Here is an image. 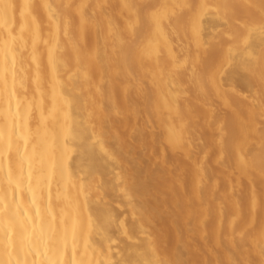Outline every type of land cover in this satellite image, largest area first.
I'll list each match as a JSON object with an SVG mask.
<instances>
[{
    "label": "bare ground",
    "instance_id": "6f19581e",
    "mask_svg": "<svg viewBox=\"0 0 264 264\" xmlns=\"http://www.w3.org/2000/svg\"><path fill=\"white\" fill-rule=\"evenodd\" d=\"M0 264H264V0H0Z\"/></svg>",
    "mask_w": 264,
    "mask_h": 264
},
{
    "label": "rangeland",
    "instance_id": "374dc122",
    "mask_svg": "<svg viewBox=\"0 0 264 264\" xmlns=\"http://www.w3.org/2000/svg\"><path fill=\"white\" fill-rule=\"evenodd\" d=\"M108 57H109V55H108L107 53L105 54V52H103V53H102V56H101V62H102L101 64H107L106 62L108 61ZM104 66H106V65H104ZM188 81H189V79H188ZM188 81H187V82H188ZM190 81H191V80H190ZM190 81L188 82V85H189L190 87L187 86V90H188V88H190V90L192 89V90H191V93H190V90H188V91H189V94H190V95H193V94H194V90H193V87H191L192 84L190 83ZM192 91H193V92H192ZM203 138H205V135L203 136ZM203 138L201 137V141H200V140H199V141L202 142V141L204 140ZM137 139H140V141H142L141 138H138V137H137ZM205 139H206V138H205ZM199 141L196 143L197 146H196V144H195V146H196V148H197V147H200V149H201V148H203V145H202L203 143L201 144V145H202V146H201ZM204 141H205V140H204ZM198 143H199L200 146L198 145ZM197 149H198V148H197ZM198 150H199V149H198ZM201 150H202V149H201ZM137 151H138V153H137ZM139 153H140V154H139ZM141 154H142V153H141L140 150H136V152H135V156L137 155V157H140L142 160H144V157H142ZM138 155H139V156H138ZM145 161H146V160H144V162H145Z\"/></svg>",
    "mask_w": 264,
    "mask_h": 264
}]
</instances>
